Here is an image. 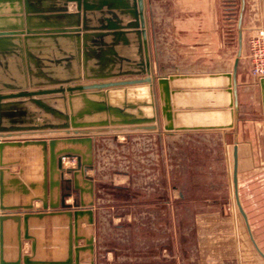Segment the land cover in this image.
Instances as JSON below:
<instances>
[{"label": "water", "instance_id": "water-1", "mask_svg": "<svg viewBox=\"0 0 264 264\" xmlns=\"http://www.w3.org/2000/svg\"><path fill=\"white\" fill-rule=\"evenodd\" d=\"M242 9L243 5L231 70L155 74L145 0H0V264H80L81 251L93 252L92 238L79 245L84 238L69 232L66 257L34 258L35 242L28 232L32 217L63 214L70 219L71 230H76V220L84 214L93 222L87 207L91 200L76 197L66 202L79 188V175L92 196L87 174L92 167V133L122 127L237 131ZM258 84L264 112V76ZM256 126L264 163V121ZM29 146L41 151L42 193L28 202L6 204L4 149ZM232 155L234 193L246 219L237 196L236 143ZM67 157H75L76 163L64 168ZM64 172L72 178H64ZM57 190L58 198L52 201ZM35 200L41 201L40 209L34 208ZM7 220L16 224L14 258L5 257ZM23 240H30V254L22 253ZM251 240L264 257L252 236Z\"/></svg>", "mask_w": 264, "mask_h": 264}, {"label": "crops", "instance_id": "crops-1", "mask_svg": "<svg viewBox=\"0 0 264 264\" xmlns=\"http://www.w3.org/2000/svg\"><path fill=\"white\" fill-rule=\"evenodd\" d=\"M167 1L169 4L170 1L172 2L174 13L166 17V20L171 19L174 33L173 37L181 45H184V48H188L190 51L195 48V51H197L198 48H202L201 44L203 43H210L214 46L212 39L215 38V27L217 28L219 21V0ZM239 1V12L243 5V27L251 33L256 27L264 26V0ZM145 5L148 38L155 39L154 24L156 14L154 9L158 5H156L155 0H145ZM169 32L170 29L165 30V38L170 36ZM203 48L205 50L202 51L205 54L211 52L210 59H214L215 50L210 49L209 45H203ZM173 66L171 68L172 71L161 74H192L225 72L230 70L225 68H203L202 70L194 68L181 69L177 64ZM160 70L164 72L162 67ZM240 76V73L237 72V83H241L239 80ZM238 105L239 112H241L239 98ZM230 131L235 145L242 138V132L239 128L234 132L232 128L169 131L159 127L155 130L126 129L108 131L99 135L92 134L93 168L87 170V174L90 176L92 182V196H89L87 184L83 182L82 177L79 175L77 178L79 188L66 198V202H71L72 198L76 197H82L85 202L91 200V205L87 207L92 210L93 222L89 223L88 215L84 214L76 220V230L74 228L71 230L69 229L70 219L63 214L44 216L42 218H30L28 220V232L33 236L35 242L34 258L49 259L66 257L69 232H75L84 238L78 240L79 245L84 244L85 238H92L93 244L92 253L88 250L80 252V264H183L180 242L176 240L174 253L172 254V251H170L167 254V243L165 240L168 231L166 185L172 179L170 178L169 172L170 162H168V159L170 160L169 151L172 149H169L170 145L173 144L174 150H177V144L182 143L184 135L188 138H190V135L195 137L205 135L209 137L215 133L222 135V140L224 141V145H226L225 135ZM120 133H125L127 136L125 142L118 140V134ZM157 141L158 149H155L154 147H156ZM236 145L237 156L240 161L243 156V150L242 146L239 144ZM60 146L58 145V147ZM80 149L83 150L84 148L80 147ZM224 149V151H228L229 148L225 146ZM157 150L159 155L158 159L155 155V151ZM231 151L233 153V145L231 146ZM70 158L74 159L75 165L76 158ZM116 158H121L125 162L126 169L120 163L118 165L115 164ZM3 161L5 162L3 168L4 184L6 187V193L3 198L4 203L20 204L28 202L34 196L41 195L44 177L43 161L39 147H7L3 152ZM67 164L68 161H64V164L62 161L64 168H67ZM115 170L117 172L114 174L108 173ZM63 176L64 178H72V175L66 172H64ZM176 178H174V183H176ZM108 179L115 185L124 182L128 185L127 203L125 206H107L104 204L110 198L116 197L111 191V193L105 192L103 189L102 183ZM48 181L49 177L48 173H46L47 185ZM72 186L73 183H71ZM172 187L178 186L173 184ZM59 193V190H57V193L55 192L52 195V201L58 198L57 195ZM49 200L47 196V201L49 202ZM178 204L177 202L175 203L176 211L179 208ZM33 206L35 209H40L41 201H33ZM48 210L50 209L48 208ZM118 215L123 216L121 217L123 220L119 223L117 222L119 219L117 217ZM215 215L212 208L210 213L211 217H207L208 222L210 221V225L206 226L208 232L211 229L216 230V232L226 230L225 227L218 226L219 222H216V220L220 221L225 219L216 218ZM211 222H216V228H214ZM232 222L234 224V220ZM219 237L220 235L218 234L215 239ZM15 242L16 224L7 220L4 222V249L6 258H14ZM22 244V253L30 254V240H23ZM208 245L210 246L209 242ZM170 248L172 249V245ZM208 250L206 249V252ZM209 256L210 253H206L202 258L198 259V263L214 264L209 261Z\"/></svg>", "mask_w": 264, "mask_h": 264}, {"label": "rangeland", "instance_id": "rangeland-1", "mask_svg": "<svg viewBox=\"0 0 264 264\" xmlns=\"http://www.w3.org/2000/svg\"><path fill=\"white\" fill-rule=\"evenodd\" d=\"M155 3L158 5L154 9L156 35L155 39H149L155 74L172 71L174 64L181 69L225 68L231 70L238 50L239 0H219L218 2L219 21L217 28L215 27V38L212 39L214 46L210 43L201 44L202 48L203 45H209L210 49L215 50L214 59H210L211 52L205 54L202 51L205 50L204 48H198L197 51L195 48L192 51L184 48V45L173 37L171 19L166 20V17L174 13L172 2L170 1L169 4L167 0H155ZM167 29H170L169 39L164 37ZM240 30L242 43L237 72L241 75L239 79L241 83H237V93L241 108L238 128L241 129L242 138L236 144L242 146L243 156L240 161L237 160V196L246 219L239 210L234 193L231 151L234 141L231 131L225 135L226 145L220 133L211 134L209 137L190 135L188 138L184 135L182 143L177 144V150H174L173 144L169 148H172V151H169L170 160L168 159L172 179L166 185L168 231L165 239L167 254L170 251L174 253L176 240L180 242L183 264H200L198 259L206 253H210L209 261L214 264H264V257L258 253L250 238L252 236L260 250L264 252V163L261 162L255 135L256 122L264 121V112L261 109L258 78L250 71L247 44L250 32L243 27V23L240 25ZM161 67L164 72L160 70ZM101 133L104 134V132L92 134ZM126 137L125 133L118 134V140L125 142ZM225 146L229 148L228 151H224ZM154 148L158 149V141ZM155 155L158 159V150L155 151ZM65 161H68L67 166L74 164L72 159ZM118 163L126 169L125 162L121 158L115 159V164L118 165ZM92 168L93 166L90 169ZM116 172L115 170L108 173ZM175 177H177L176 183H174ZM173 184L178 187L173 188ZM102 186L105 192L111 191L116 195L104 204L126 205L128 189L126 182L115 185L108 179L102 183ZM176 202L179 206L177 211ZM212 208L216 218L225 219L216 220V222H219L218 226L225 227L226 230L216 232L211 229L214 231L208 232L206 226L210 225V221L208 222L207 217H211ZM117 217L118 223L123 220L121 219L123 216ZM216 222H211L214 228H216ZM218 234L220 237L215 239ZM180 238H182L181 241ZM206 249L209 250L206 252Z\"/></svg>", "mask_w": 264, "mask_h": 264}, {"label": "built area", "instance_id": "built-area-1", "mask_svg": "<svg viewBox=\"0 0 264 264\" xmlns=\"http://www.w3.org/2000/svg\"><path fill=\"white\" fill-rule=\"evenodd\" d=\"M248 51L251 74L264 76V26L256 27L248 37Z\"/></svg>", "mask_w": 264, "mask_h": 264}, {"label": "bare ground", "instance_id": "bare-ground-1", "mask_svg": "<svg viewBox=\"0 0 264 264\" xmlns=\"http://www.w3.org/2000/svg\"><path fill=\"white\" fill-rule=\"evenodd\" d=\"M122 130H126V129H128V128H126V127H122L121 128ZM110 131H117V130H115V129H110ZM119 131V130H118ZM48 133H51V132H48ZM70 159H72L73 161H74V159L73 158H69V157H67V158H64L63 159V164H64V161L65 160H70ZM75 162V161H74ZM72 165H74V164H72ZM67 167H69V166H67Z\"/></svg>", "mask_w": 264, "mask_h": 264}, {"label": "flooded vegetation", "instance_id": "flooded-vegetation-1", "mask_svg": "<svg viewBox=\"0 0 264 264\" xmlns=\"http://www.w3.org/2000/svg\"><path fill=\"white\" fill-rule=\"evenodd\" d=\"M260 249V248H259Z\"/></svg>", "mask_w": 264, "mask_h": 264}]
</instances>
